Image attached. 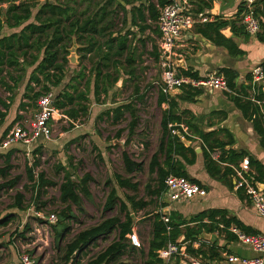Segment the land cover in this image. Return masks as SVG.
Here are the masks:
<instances>
[{"label":"trees","instance_id":"obj_1","mask_svg":"<svg viewBox=\"0 0 264 264\" xmlns=\"http://www.w3.org/2000/svg\"><path fill=\"white\" fill-rule=\"evenodd\" d=\"M172 2L173 0H0V81L12 94L31 70L23 101L19 106L20 112L27 111L32 104L37 105V101L42 95L53 92V88L62 85L69 72L70 51L77 45V55L80 57V61L88 60L92 64L91 69L87 71V68L81 63V69L74 71L66 88L59 94H54L55 109L61 111L72 121L71 128H73L74 123L81 117L89 115L88 103L92 86L95 101L100 103L102 97L104 96V100L109 98L110 92L117 87L123 77H126L127 80H131L135 84V100L118 105L106 111L104 115L111 116L115 122L122 120L127 113L130 115L129 141H127L129 143L136 134L140 120L136 103H142L145 99V95H140V87L137 83L141 59L139 45L146 47L151 42L153 49L151 56L155 62H160L161 56L156 39L160 37L157 22L161 9ZM4 5L7 7L5 8ZM209 7L208 4L199 3L194 13L195 15L202 14ZM255 11L261 23V32L257 35V39L264 42V0L258 1ZM229 27L235 36H247L242 24V9L235 20L216 17L209 22L197 24L195 31L213 44L226 48L231 56L242 57L245 52L232 38L228 39L223 34V31ZM7 28L20 29V31L3 35ZM148 31L156 38L146 37L145 34ZM262 66L264 67V64ZM220 72L226 77L228 87L232 92L226 95L252 122L260 137V145L264 148V86L255 85L253 87L255 91L253 96L255 101H253L248 93L251 86L239 88L236 83L238 74L235 71L223 69ZM181 75L200 79V75L191 70L182 71L179 76ZM248 80L252 81V77H249ZM37 87H40L39 91L36 90ZM182 91L183 93L179 97L181 101H193L202 92L191 86L182 88ZM1 104L5 112L0 110V118L4 123L10 106L5 102H1ZM164 104L167 105V108L162 113V133L158 149L150 163L151 181L154 184H148L145 188L149 196L157 200L162 199L166 191L165 181L170 176L186 178L202 187L199 181L189 177L185 166L195 164L196 150L192 146L187 147L180 136L173 134V131H178L188 141L193 142L194 140L183 132L182 125L187 126L192 135L202 141L205 167L211 177L228 179L232 175L235 176L233 167L238 166L239 162L249 157L250 166L256 174L255 179L264 182V165L261 162L245 151L239 152L233 149L232 140L227 142L212 140L214 133L205 132L193 117H185L189 112H179L177 99L165 95L160 90L158 105L162 107ZM21 119L22 116L18 115L16 121ZM3 123H0V128ZM121 134L122 131L118 133V137ZM39 142L41 140L37 143ZM41 148L38 146L34 153L40 154ZM216 150L221 151L219 162H215L211 158V153ZM14 153L15 150H11L6 154L7 164L10 163ZM123 162L128 174L142 171V163L135 162L126 152L123 153ZM38 165L39 162L36 161L27 171L29 180L35 183L33 188L36 190V200L41 198L43 188L54 185L53 182L46 179L44 173L38 175L37 179L35 178L34 169ZM9 169L10 166L0 168V177H6ZM153 176H156L154 181ZM115 180L120 188L138 193L139 185L133 183L132 179H124L122 176L116 175ZM91 181V176L85 175L79 183H76L73 176L67 173L65 181L61 185V202L80 207L82 204L81 194L87 198L91 196ZM16 184V181L0 184V192L5 188H14ZM237 192L242 200H246L244 189L237 190ZM24 200L25 196L22 193H17L12 208H17L20 211L26 210ZM151 203L143 200L138 201L136 195L126 196V199L123 200L118 196L117 190L112 189L104 209L106 212L113 211L119 206L125 219L109 218L101 224L79 233L67 245L65 263L75 264L78 256L86 249L101 238L118 230V239L88 264H125L120 262L121 257L128 250H136V247L130 245L127 238L133 233L134 214L148 208ZM71 205L59 214L61 222H68L75 218L71 211ZM165 206L166 204H162L161 207ZM37 210L41 209L38 207ZM163 216L162 213H157L154 216L148 250L142 252L145 257L143 264H162L163 260L159 258L158 252L163 250L168 243L177 242L182 235H185L187 240L194 241L203 232L210 233L217 230L219 233L225 234L227 241L232 242L236 241L237 237L228 232L231 227H236L248 235H257L253 229L245 226L236 217L230 216L226 210H208L190 218H184L179 213H172L169 223L164 222ZM67 229V225H64L63 230ZM25 230H29V225L25 227ZM193 253L198 252L193 251ZM199 253L204 254L210 260L219 259L215 248L211 249L208 254L205 251Z\"/></svg>","mask_w":264,"mask_h":264},{"label":"rangeland","instance_id":"obj_2","mask_svg":"<svg viewBox=\"0 0 264 264\" xmlns=\"http://www.w3.org/2000/svg\"><path fill=\"white\" fill-rule=\"evenodd\" d=\"M4 7L7 6L4 5ZM17 31L20 29L7 28L3 35H10ZM145 36L155 38L150 31ZM152 52L151 42L146 47L139 45L141 59L137 83L140 87V95H145V99L142 103H136L140 120L136 134L129 143L127 141H129L130 115L125 114L119 122H115L111 116L104 115L106 111L118 105L135 100L134 82L123 77L121 83H118L117 87L110 92V97L104 100L103 96L100 103L95 101L92 86L88 103L89 115L81 117L74 123L73 128H71L72 121L57 110L58 113L55 114L57 122L53 127L50 141L41 140L42 142H35L30 147L16 144L9 148H3L2 142L18 122L16 118L21 113L19 106L23 101L31 70L12 94L0 81V110L5 112L1 102L10 106L4 123L0 118V123H3L0 128V168L10 166L7 176L0 177V184L10 181L17 182L14 188H5L0 192V264H21L20 254L23 246L34 264H66L64 257L67 245L79 233L91 229L109 218L125 219L119 206L113 211L106 212L104 209L112 189H116L118 196L123 200L126 199V196L136 195L138 201L143 200L150 203L153 201L148 208L135 214L134 228L139 236L141 247H136L137 249L134 251L128 250L120 259V262L125 264L144 263L145 257L142 252H147L154 216L162 205L160 201L149 196L145 188L148 184H154L151 181L150 163L158 149L162 133V113L166 108V105L162 107L158 105L160 88L163 85V71L160 62H155L151 56ZM175 57L172 58V63L177 68ZM81 63L87 68V71L91 69L92 64L88 60L81 62L78 56L77 64H69V72L62 85L52 89L54 94H59L66 88L74 71L81 69ZM6 81H9L8 78ZM81 89L83 90V88ZM36 90L39 91L40 87H37ZM36 112L37 105L32 104L23 114L26 117H33ZM121 131L122 134L118 137V133ZM6 132H8L7 135H5ZM38 146L42 147L41 153L35 154L34 151ZM11 150H15V153L10 163L7 164L6 154ZM125 152L135 162L142 163V171L134 174L126 172L123 162V153ZM36 161L39 162V165L34 169L35 178L37 179L38 175L44 173L46 179L54 183L53 186L43 188L41 198L38 200H36V190L33 188L35 183L29 180L27 172L28 168L32 167ZM67 173L73 176L76 183H79L85 175H90L92 178L90 182L91 196L87 198L81 194L82 204L80 207L70 204L75 218L68 222H61L59 214L70 206L61 202V185L64 183ZM116 175H120L124 179L130 178L133 183H137L139 185L138 193L120 188L115 180ZM152 178L154 181L156 176ZM221 185L215 183L213 187ZM17 193H22L25 196L26 210L20 211L17 208H12ZM198 200L195 198L193 202H201L202 206H206L205 201L207 200ZM38 207L41 209L40 211L37 210ZM38 213L43 215V222L53 214L58 217V222L50 234L48 246L37 243L34 236L31 238L32 229L41 224L39 220L41 218H37ZM27 225H29L28 231L25 230ZM64 225L68 227L66 231L63 230ZM118 236L119 231L115 230L101 238L79 256L76 264H88L117 240Z\"/></svg>","mask_w":264,"mask_h":264},{"label":"crops","instance_id":"obj_3","mask_svg":"<svg viewBox=\"0 0 264 264\" xmlns=\"http://www.w3.org/2000/svg\"><path fill=\"white\" fill-rule=\"evenodd\" d=\"M173 1H178V3H180L181 5H183L185 1H187V5L190 8L189 12L185 11L186 14L192 15L195 18L199 15H204L210 17L211 20L216 17H220L224 20H235L237 19L242 9L241 0ZM199 3H203L204 5L208 4L210 5V7L206 8L204 13L195 15L194 10L198 8ZM216 13L217 16H215ZM197 24H195L190 29H185L181 37L177 40L175 49V61L178 62H176V64H178L176 65L177 68L175 67L177 70V74L179 75L182 71L191 70L198 73L200 75V78H202L214 71L220 72L223 69L233 70L238 74V79L236 81L237 86L239 88H242L243 86H251V88L248 90V93L251 95L252 100L255 101L253 99V96L255 94L253 87H255V85H257L258 87H263L264 81L254 85L252 81L248 80V78L252 77V71L255 68H264L262 66L264 64V42L259 41L257 39V36H250L248 34L247 36H235L231 28L229 27L228 29L224 30V36L228 39L232 38L233 41L238 45V47L245 52V55L242 57H233L229 54L226 48L217 46L210 40H207L203 38V36L199 35L195 31V26ZM156 39L159 49L160 37ZM198 90L202 91L201 95L194 98L193 101H181L179 99V97L183 93L182 89L181 92L171 95L172 98H176L178 101L179 112H189V114L185 117H193L197 120L198 125H200L205 132L214 133L212 140H219L222 142L232 140L233 149L239 152L245 151L249 153L252 157H254L257 161L261 162L264 165V148H262V146L260 145L259 135L255 131L252 122L243 115V112L238 109L226 95L227 92L205 89ZM258 104L260 103L258 102ZM181 127L183 129V132L187 133V135H189V137L194 140L193 142H189L191 143L190 146H192L197 153L195 164L185 165L186 171L191 179L199 181L202 185V188L207 191V196H196L193 199L197 198L199 199L198 201H202L203 199H205L207 200L205 201L207 204L206 206H202L201 202L194 203L193 199L186 202H172L166 197L165 191L162 199L157 200L155 198L157 201H160L161 204H166L165 207H161V205L157 213H162L164 214V216L166 215L168 217H170L172 213H179L184 218H190L208 210H226L230 216L236 217L245 226L253 229V231L256 232L257 235L264 236V217H260L256 213L248 197L246 198V200L241 199L237 190L235 189V176L232 175L228 179L211 177L205 167V160L202 152V141L198 137L193 136L192 132L189 131V128L187 126L182 125ZM216 154H218L217 158H215L214 156ZM220 157L221 151L219 150L211 153V158L215 162H219ZM241 162H239V164ZM230 167L232 168V166ZM236 167L234 166L233 169ZM255 175V171L251 167L248 178L252 182L256 183L262 191H264V182L257 181L255 179ZM215 183L224 185L215 186L214 188L213 184ZM231 228L228 230V232L230 233H232ZM133 232L137 234L135 228L133 229ZM213 233L218 236V240L216 243H212L211 241L205 239V243L194 245V242L196 243L203 238L199 237L196 240L192 241L187 240L185 235H182L177 240V242H193V244H187L188 254L193 257L202 258L209 264H228V256H237L240 258H255L256 256H258V254L255 253L250 247L239 242L238 239L236 241L229 242L226 240L225 234H221L217 230L215 232H210L209 234ZM213 248L217 249L219 259L210 260L204 254L199 253L200 251H205L208 254ZM193 251L198 253H193ZM172 262L173 264H190L188 260L183 257L173 258Z\"/></svg>","mask_w":264,"mask_h":264},{"label":"built area","instance_id":"obj_4","mask_svg":"<svg viewBox=\"0 0 264 264\" xmlns=\"http://www.w3.org/2000/svg\"><path fill=\"white\" fill-rule=\"evenodd\" d=\"M259 0H241L242 2V24L245 32L250 36H257L261 32L260 19L256 16V5ZM187 1L183 5L178 1H173L170 5L161 9L160 18L157 22V27L160 32L159 52L160 65L163 71V85L161 91L171 96L176 90L186 86H191L195 89L217 90L227 93H232L228 87L225 76L217 71L211 72L200 79H192L184 76H179L177 70L172 63V58L175 56L177 40L181 37L185 29L192 28L195 24L206 23L211 20L210 17L199 15L193 17L186 14L189 12ZM186 11V12H185ZM185 12V13H184ZM264 81V68L257 67L252 71L253 84H259ZM58 111L54 107V93L50 92L42 95L37 101V112L33 117L24 116L21 112L22 119L16 123L14 128L8 133L2 142L3 148H9L12 145L22 144L30 147L33 143L39 140L50 141L53 133V127L56 124L55 114ZM174 135L180 136L182 141L187 140L184 135L178 131H173ZM215 158L218 154L214 155ZM251 171L249 158H245L234 168L235 172V189H244L250 203L254 207L256 213L260 217H264V191L248 178ZM166 197L172 202H186L196 196L205 197L207 191L196 183H192L183 177L170 176L165 181ZM37 218H41L40 225L35 226L30 234L31 238L37 243L48 246L50 243V234L53 232V225L58 222L57 215L49 216L48 220L43 222V215L37 214ZM165 223H169V217L164 216ZM231 232L236 235L239 242L250 247L258 254L255 258H240L237 256H228V264H264V236L263 235H248L238 228H231ZM130 244L140 248V240L138 235L133 232L128 236ZM205 239L194 242V245L205 243ZM187 244L189 243H168L167 246L159 252V258L163 260L162 264H173L172 259L183 257L190 264H209L202 258L193 257L188 254ZM21 264H34L31 256L25 251V246L20 254Z\"/></svg>","mask_w":264,"mask_h":264},{"label":"water","instance_id":"obj_5","mask_svg":"<svg viewBox=\"0 0 264 264\" xmlns=\"http://www.w3.org/2000/svg\"><path fill=\"white\" fill-rule=\"evenodd\" d=\"M215 16H217V13H216ZM223 32H224V31H223ZM77 48H78L77 45H75V46L71 49V51H70V54H71V55H70V57H69V61H70L71 64H77V63H78ZM119 83H121V81H120ZM178 92H181V89L176 90L175 93H178ZM183 143H184L185 145H187V146H190V144H191L188 140H184ZM166 213H167V212H166ZM200 238H203V239L209 240V241H211L212 243H216L217 240H218V236H217L215 233H213V234L203 233V234L200 236Z\"/></svg>","mask_w":264,"mask_h":264}]
</instances>
